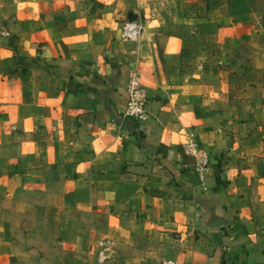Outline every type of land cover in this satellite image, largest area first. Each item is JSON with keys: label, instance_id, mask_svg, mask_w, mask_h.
<instances>
[{"label": "crops", "instance_id": "1", "mask_svg": "<svg viewBox=\"0 0 264 264\" xmlns=\"http://www.w3.org/2000/svg\"><path fill=\"white\" fill-rule=\"evenodd\" d=\"M0 264H264V0H0Z\"/></svg>", "mask_w": 264, "mask_h": 264}, {"label": "built area", "instance_id": "2", "mask_svg": "<svg viewBox=\"0 0 264 264\" xmlns=\"http://www.w3.org/2000/svg\"><path fill=\"white\" fill-rule=\"evenodd\" d=\"M123 36H131L133 31V26L126 25L123 28ZM127 108H126V117L133 119L136 123L144 125L150 118L148 112V97L146 91L142 86V79L138 73H130L127 83ZM184 152L186 155L194 159V170L199 178V181L206 190L205 186V177L209 173L210 167V157L206 152L197 144L194 140V136L189 134L187 135V140L183 144ZM101 249L98 252V257L100 261H104L106 258V253L111 250V247L108 245V242L103 241L100 243Z\"/></svg>", "mask_w": 264, "mask_h": 264}]
</instances>
